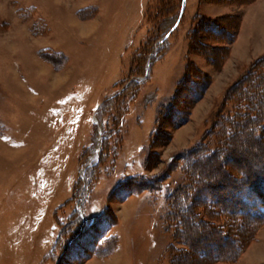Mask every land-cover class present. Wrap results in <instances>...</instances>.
<instances>
[{"label": "rangeland", "instance_id": "374dc122", "mask_svg": "<svg viewBox=\"0 0 264 264\" xmlns=\"http://www.w3.org/2000/svg\"><path fill=\"white\" fill-rule=\"evenodd\" d=\"M196 19L238 29L219 68L199 54L217 58L228 46L217 35L201 30L203 45L216 49L188 54ZM262 57L264 0H0V264H170L168 249L181 246L165 225V197L184 182L173 163L201 141L225 92ZM189 62L207 87L194 88L196 102H178L190 110L184 125L165 122L156 135L157 115ZM263 121L236 131L223 168L202 160L199 177L264 173ZM135 176L159 177L162 189L128 193L121 184ZM182 223L193 254L178 264L231 253L230 244L206 248L207 230H189L199 222ZM231 223L229 240L247 245L234 262L212 264H264V224L254 229L243 216Z\"/></svg>", "mask_w": 264, "mask_h": 264}, {"label": "trees", "instance_id": "16d2710c", "mask_svg": "<svg viewBox=\"0 0 264 264\" xmlns=\"http://www.w3.org/2000/svg\"><path fill=\"white\" fill-rule=\"evenodd\" d=\"M168 12V14H171L170 10H168ZM192 25V28L186 35L188 40V54L195 53L199 47L206 48L210 51L216 49L214 46H208V44L203 45V42L200 40L201 30L212 35H217L223 39V42L228 44L226 47H220L221 53L217 58L214 59L212 57L213 53L204 54V52H200L199 54H201L213 68L221 67L229 56V45L236 39L238 29L234 32L229 30L226 31L218 22L204 19H196ZM195 71L197 72L198 70L192 63L189 62L186 64V71L181 80L177 82L175 93L169 98L168 103H166L162 109V114L159 112L157 115L154 127L156 135L159 131L158 127L161 125L165 127V122L166 125H168L167 128L173 130L184 125L188 121L190 113L189 108L180 109L178 102L180 103L183 99L190 100L191 102H189V104L193 101L196 102L201 98L200 92L203 91L208 84V78L205 75H201L202 80L195 79ZM201 81H203V84L200 83ZM263 86L264 57L255 61L242 78L225 92L224 106H222L216 117L213 118L209 130L204 134L201 141L192 149L180 153L175 159L173 165L180 167L184 176V182L176 186V188L165 197L168 211L164 217V221L166 228L173 232L174 244L180 245L181 248L171 247L170 250L168 249L170 264H178L177 256L183 257L187 254H193V246L191 244L192 242H190V238H192L191 234L189 233L190 235H187L188 239H185L180 234L181 230L179 227L184 226L182 223L183 217L194 219L199 222L198 226L192 225L191 229L188 227L190 231L197 229L207 230L200 235L202 237H207L208 235L206 244L210 246L206 248H213V250L220 251L226 244H230L232 247L231 253H220L219 255H215L212 259H207L205 264H212L215 262L232 263L239 257V254L247 245V243L244 244V241H232L227 237L229 236L228 231L230 225H232L231 221L234 222L235 217L243 216L248 222L252 221V226H256L254 229L264 224V173H262L261 169L245 168L244 170H240V172L236 170L232 175L222 171L221 178L217 176L218 178L213 177L207 180L198 175V169L202 165L200 163L203 162L202 160L204 159V164L206 165L214 164L217 161L220 167L223 168L230 157V153L233 152L230 141L236 135V131L245 125V123L250 124L255 121L260 122L264 120V109L262 108V114H260L261 111L256 112L254 110V108L258 107L257 103L262 105L264 102V95L260 96L258 102L255 98L253 101V97L249 96L250 92L254 90H264ZM194 88H199V94L195 95ZM226 106L229 107L228 110ZM260 125L264 130V123ZM168 138H170L169 134L168 137L165 136L164 141ZM259 139L262 140L264 144V137L260 136ZM145 168H147V166ZM209 174L210 172L206 173V175ZM162 183L159 177L135 176L127 179L121 186H125L124 189H127L128 193H140L144 191L155 192L162 189ZM223 186H225L226 189ZM197 199L201 200L202 203L190 208L189 206ZM227 200L231 201L230 206H232L233 209H237V211H228L224 209V202ZM213 209L217 210L214 211ZM218 221H221V224L216 225ZM253 232L254 231L251 233ZM216 236L218 238H216ZM249 240L251 241V239ZM198 249L199 248H197V250ZM210 249H205V251L208 252ZM206 252H203V255H205Z\"/></svg>", "mask_w": 264, "mask_h": 264}]
</instances>
